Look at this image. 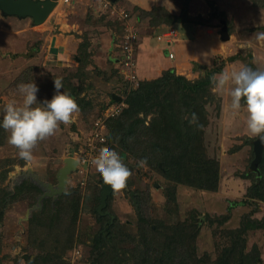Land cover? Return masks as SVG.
<instances>
[{
	"label": "rangeland",
	"instance_id": "374dc122",
	"mask_svg": "<svg viewBox=\"0 0 264 264\" xmlns=\"http://www.w3.org/2000/svg\"><path fill=\"white\" fill-rule=\"evenodd\" d=\"M101 1L72 0L68 5L60 2L61 5L58 7L60 9L52 10L47 15L45 20L49 18L51 23L60 26V30L54 28L55 31L75 33L85 37L87 43V53L75 51L68 59H59L58 62L51 60L50 57L46 59L43 51L38 50L42 42L41 39H35L39 36L35 35L36 30L29 33L27 29H22L25 25L31 24L30 18L19 19L12 15L4 17L0 12V121L3 119L7 103L13 100L22 102V95L17 88L21 83H36L39 88L37 101L43 103L56 93L54 79L60 78L63 82L61 91L69 93L72 97L77 91L83 103V108L75 116L74 123L60 124L54 135L37 143L33 149L34 160L31 162L20 158L19 150L8 142L10 132L1 129L0 201L5 205L0 218V264H28L23 254H27L31 261L41 246L44 244L49 246L53 242L48 231L50 228L45 222L48 223L46 217L55 216L52 215L54 210L51 208V213H47L49 211L47 205L44 208L45 212L37 214L34 218L35 224L30 230L29 218L26 219L25 214L36 203V198L34 195L30 197L28 194L24 196L22 194L28 181L33 180L32 173H37L43 180L55 184L56 171L67 155L80 159V164L69 173L64 189L74 190L75 195L79 196V207L74 225V242L72 247L65 248L63 257L69 264L91 263L90 237L102 221L97 220L94 212L97 206L95 201L100 196L104 183L91 161L105 147L116 151L132 172L125 190L121 192L110 190L106 206L124 229L135 232L141 214L146 217L148 223H152V226L157 220H163L167 224L189 223L185 233L193 234L194 253L202 259L200 264H218L219 260L227 257L229 251L226 249L233 240L231 238L236 239L240 245L242 258L258 255V262L264 264V199L253 196V193L250 196L254 190L249 194L253 182L250 162L254 156L252 148L255 138L250 137L247 132L248 114L243 100L242 108L236 116L232 113L231 96L227 91L215 93L212 90L213 98L203 104L205 108L203 118L206 119V125L203 127V147L209 158L218 161L219 178L215 190L182 183L168 184L170 181L165 179L158 168L147 164L139 167L141 160H136L127 153L122 154L117 148L106 143L107 135L104 141L96 142V146L89 150L84 141L85 134L96 118L102 115L105 105L116 101L112 98V93L120 95L125 100V96L137 86L139 79H146L138 77L135 60L136 79L130 80L126 76L127 69L119 57L121 47L116 48L118 42L112 40L113 49L109 52L107 45L101 44V41L107 43L106 40L101 36L97 38L99 33H106L108 39L107 32L112 35L117 31L118 24H123V20L112 13L110 8L103 7ZM115 2L117 6L125 7L129 12L135 6L144 9H150L154 5L160 6L156 14L159 21L164 22L179 15L182 10L186 12L187 20L176 19L169 25L176 29L183 41L188 42L193 54L186 57L187 61H191L192 68L173 67L177 74L188 79H196L204 73L199 70L200 67L202 69L206 67L208 70L222 65L224 66L221 72L239 70L243 66L264 70V43L256 39L257 34L264 32V7L256 5L254 0H115ZM131 16L138 27L139 36L145 33L148 27L168 28L165 27L168 25L159 23L148 25L146 19H143V23H138L133 12ZM221 18L225 19L228 26L229 36L226 39H223L219 32ZM45 20L44 24L49 22L48 20L45 23ZM36 27L40 28V25H35ZM34 39L38 40L34 43L38 47L35 54L29 50ZM39 40L40 43L37 44ZM96 40H99L97 45ZM100 45L105 49H100ZM109 53L118 56L119 59L116 61L114 55ZM214 55L218 56V59L213 63ZM233 55L237 58L229 59ZM221 60L224 63L220 64ZM150 116L151 113L146 119ZM83 158L85 161H82ZM11 195H15L11 200L2 201ZM144 195L147 196V205L142 203L137 208L134 199L139 198L141 202ZM240 200L244 203L229 206V201ZM139 209H142L141 213ZM32 212L31 208L29 217ZM191 213L195 215L193 219L190 217ZM192 221L196 224L191 225ZM190 240L188 242H191ZM131 244V242L121 244L120 253L121 248Z\"/></svg>",
	"mask_w": 264,
	"mask_h": 264
},
{
	"label": "trees",
	"instance_id": "16d2710c",
	"mask_svg": "<svg viewBox=\"0 0 264 264\" xmlns=\"http://www.w3.org/2000/svg\"><path fill=\"white\" fill-rule=\"evenodd\" d=\"M254 3L264 7V0H254ZM159 8L160 6L155 5L150 9L135 6L130 13L133 12V16L138 19L139 23H143V19H146L148 25H158L157 23L168 25L165 27L172 25L176 19H188L186 12L182 10L179 15L165 21L167 23L163 20L159 21L156 14ZM122 32L123 25L118 24L117 31L112 34L113 41L118 42L117 49H120ZM75 36L79 38L76 51L86 52L85 37ZM36 43L39 44L40 40ZM30 45L29 50H33L35 54L38 47L36 44ZM34 46L37 49H34ZM234 58L237 56H230L229 59ZM217 59L218 56L214 55L213 63ZM222 63H224L223 60L220 64ZM223 66L208 70L206 67L203 69L200 67L199 70L204 73L196 79H188L184 75L177 74L173 67L161 70L155 77L139 79L137 86L125 96L126 106L118 114L106 119L104 133L105 138L106 135L108 137L105 142L117 148L122 154L132 155L136 160L146 159L147 165L158 168L165 179L172 182L168 184L182 183L201 189H217L218 161L209 158L203 147V127L206 125V119L203 118L205 113L203 104L206 100L213 98L211 77L214 73L221 72ZM73 98L82 109L83 103L77 91ZM149 113L151 116L146 119ZM192 113L198 117L197 123H189ZM1 129L2 127H0V135H2ZM256 167L255 170L251 169L253 182L249 194L251 190H254L250 196L253 193V196L264 199V145L261 159ZM19 191L15 190V192ZM39 192H41L40 186L36 181L30 180L24 187L22 195L28 194L30 197L34 195L37 200ZM14 196L3 198L2 201L11 200ZM107 199L103 208L107 213L104 214L97 210L100 203L99 196L95 201L97 206L94 212L97 220L102 221L95 231L92 230L93 234L90 237V264H200L202 259L194 253L193 234L185 233V228L189 223L167 224L163 220H157L152 226V223H148L145 220L146 217L141 214V220L135 232H130L118 223L115 216L109 223L108 213L110 212L106 209ZM139 200V198L134 199L137 208L142 203L147 205V196L144 195L141 202ZM243 203V200L229 201V206ZM4 205L5 203L0 201V218ZM47 205L49 210L47 213H51L52 208L54 210L52 215L55 214L53 217H46L48 223L45 222L50 228L48 231L53 242L49 246L46 244L41 246L40 251L32 257L31 261L29 258L27 262L28 264H69L63 257V252L65 248L72 247L74 242V225L79 207V196L75 195L74 190H64L55 199L44 197L42 210L41 208L33 209L30 217V213L25 214V218H29L30 230L35 224L34 218L37 214L44 213ZM194 216L191 213L192 219ZM103 221H105L104 224ZM194 224L196 222L192 221L191 225ZM189 240L192 243L188 242ZM231 240V244L226 249L229 251L227 257L219 260L218 264H260L258 255L242 258L240 245L236 239L231 238ZM124 242L132 244L121 248L120 253L119 247ZM250 257L252 258L249 259Z\"/></svg>",
	"mask_w": 264,
	"mask_h": 264
},
{
	"label": "clouds",
	"instance_id": "9594fccd",
	"mask_svg": "<svg viewBox=\"0 0 264 264\" xmlns=\"http://www.w3.org/2000/svg\"><path fill=\"white\" fill-rule=\"evenodd\" d=\"M256 39L264 43V32L257 34ZM213 92L225 91L231 96V110L238 115L244 101L247 110V132L252 138L264 143V70L243 66L239 70L224 71L211 77ZM56 93L52 98L38 103L39 88L36 83H21L17 86L22 95V102L13 100L4 107L0 127L10 132L9 144L19 150V156L26 162L34 160L33 149L42 141L56 133L60 124L69 125L75 122L80 112L75 98L63 89L62 79H54ZM42 105L35 106L34 105ZM198 117L192 113L190 124L197 123ZM101 175L105 185L113 192H121L128 187L132 176L131 170L123 163L120 155L107 147L91 161ZM146 165V159L139 162V167Z\"/></svg>",
	"mask_w": 264,
	"mask_h": 264
},
{
	"label": "crops",
	"instance_id": "0c3cea01",
	"mask_svg": "<svg viewBox=\"0 0 264 264\" xmlns=\"http://www.w3.org/2000/svg\"><path fill=\"white\" fill-rule=\"evenodd\" d=\"M63 4L68 5L70 3L68 4L63 3ZM60 5L61 3L57 1V4L53 7L52 10L53 11L59 10L60 8L58 9V7H60ZM48 20L49 22L46 23V21ZM48 20H45L46 24H44L43 21L37 24H33L31 21L30 25L29 24L25 25V27H23L22 29H27L29 33H34L35 30L37 31V34L35 35H39V36H37V38L35 39H41L42 42L38 50L43 51L44 53L43 56L46 59L47 57H50L51 60H56L57 62L59 61V59L61 60L68 59L70 55L77 50L79 38L77 37L78 39L76 40V38L74 37L75 33L72 32L65 34L62 31H55L54 28L60 30V26L55 25L56 23L54 22L51 23V20L49 18ZM35 25H40V28L38 27L35 28ZM141 25L146 26V24H141ZM160 29L162 30L163 27L161 26L160 27L154 26L152 28L148 27V30L147 31L145 30V33L141 34L138 37L135 48V60H136V72L139 78L155 77L161 72V70L170 67L181 66L184 69H188L189 67L190 69L192 68L191 61L190 60L187 61L186 59L188 55L193 56V54H191L190 51V46H188V42L183 41L184 39H181L179 37L178 32H177L178 35L172 40L157 39L155 37L154 32L160 31ZM107 33L109 35L108 39L105 35L106 33H99V35H97L98 33L95 34L97 35V38L101 36L106 40L107 43H103L101 41V44L107 45L106 48L110 52L113 49L112 46L113 39L111 33L109 31ZM35 39L32 40V42L35 41ZM98 42L99 40H96L95 45H97ZM32 44L35 45L34 42ZM34 49H36V46H34ZM100 49H105V48L103 45H100ZM168 51H172L174 53L175 55L173 56L174 58L173 57L170 58L168 56ZM27 53H29V51ZM204 53H206V50ZM109 55H114V54L109 53ZM113 57L116 61L119 59V57L116 55H114ZM191 59H195V58H191Z\"/></svg>",
	"mask_w": 264,
	"mask_h": 264
},
{
	"label": "water",
	"instance_id": "95a60500",
	"mask_svg": "<svg viewBox=\"0 0 264 264\" xmlns=\"http://www.w3.org/2000/svg\"><path fill=\"white\" fill-rule=\"evenodd\" d=\"M58 0H0V12L2 15H13L18 18L30 17L33 24L44 21L49 12L57 4ZM114 1V0H113ZM221 27L219 29L220 35L223 39L228 38V26L225 19H220ZM204 66V65H203ZM112 98L118 100L120 95L112 93ZM264 143H261L258 138L253 140V152L254 156L250 162V168L255 170L259 160L261 159L262 147ZM78 164L77 158L73 156H64L63 164L56 171V183L52 184L49 181L40 178L37 173H32V179L37 182L41 187L42 192L37 195L36 203L33 204L30 209H40L42 205V199L44 197H52L55 199L61 194L68 181L69 173L76 168ZM111 188L103 183L100 192L99 200L100 203L97 206L98 212L101 214L107 213L103 210L106 205V199ZM30 209L27 210L26 214H29ZM109 214V223L113 219V214ZM23 257L27 260L29 256L23 254Z\"/></svg>",
	"mask_w": 264,
	"mask_h": 264
},
{
	"label": "built area",
	"instance_id": "2783aa9c",
	"mask_svg": "<svg viewBox=\"0 0 264 264\" xmlns=\"http://www.w3.org/2000/svg\"><path fill=\"white\" fill-rule=\"evenodd\" d=\"M61 3H70L71 0H58ZM103 7L110 8L112 13L117 14V16L123 20V32L121 34V42H120V59L122 60L124 66L127 69L126 76L130 80L136 79L135 73V48L137 44V39L139 37V30L131 13L125 8L121 6H117L116 2L113 0H102L100 2ZM177 35V31L174 27H168L163 30L158 31L155 34L157 39H167L172 40ZM168 56L172 58L174 53L172 51H168ZM126 106V102L124 98L120 97L118 100H114V102H110L103 108V112L101 116H98L92 127L85 134V143L88 146L89 150H92L95 147L96 142L105 140V121L108 117L118 114L121 109ZM86 154H90L86 152ZM87 157V156H86ZM78 159V165L80 164V159ZM85 161V158L82 159ZM77 167V166H76Z\"/></svg>",
	"mask_w": 264,
	"mask_h": 264
},
{
	"label": "bare ground",
	"instance_id": "6f19581e",
	"mask_svg": "<svg viewBox=\"0 0 264 264\" xmlns=\"http://www.w3.org/2000/svg\"><path fill=\"white\" fill-rule=\"evenodd\" d=\"M75 158H76V157H75ZM77 160H78V159H77ZM77 165H78V164H77ZM77 165H76V166H77Z\"/></svg>",
	"mask_w": 264,
	"mask_h": 264
}]
</instances>
